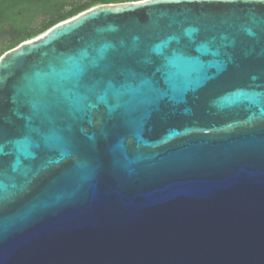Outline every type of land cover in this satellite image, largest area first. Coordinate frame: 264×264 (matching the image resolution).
<instances>
[{
  "label": "water",
  "instance_id": "water-1",
  "mask_svg": "<svg viewBox=\"0 0 264 264\" xmlns=\"http://www.w3.org/2000/svg\"><path fill=\"white\" fill-rule=\"evenodd\" d=\"M0 128V264H264L261 0L63 21L0 57Z\"/></svg>",
  "mask_w": 264,
  "mask_h": 264
},
{
  "label": "trees",
  "instance_id": "trees-1",
  "mask_svg": "<svg viewBox=\"0 0 264 264\" xmlns=\"http://www.w3.org/2000/svg\"><path fill=\"white\" fill-rule=\"evenodd\" d=\"M69 0H0V34L9 30L7 34L18 36L19 39L7 51L17 47L22 42L35 38L55 25L71 19L80 13L101 4L133 2V0H75L71 5ZM71 8L65 11L67 6ZM36 14H30L36 12ZM41 15L49 17L48 22L41 29H34L32 24Z\"/></svg>",
  "mask_w": 264,
  "mask_h": 264
},
{
  "label": "snow or ice",
  "instance_id": "snow-or-ice-1",
  "mask_svg": "<svg viewBox=\"0 0 264 264\" xmlns=\"http://www.w3.org/2000/svg\"><path fill=\"white\" fill-rule=\"evenodd\" d=\"M133 2L140 5H145L151 3L152 0H133ZM261 3H264V0H261ZM2 137L3 129L0 128V138ZM10 147V155L15 157L16 166L19 167L22 161H27L33 157V149L40 147V145L35 144L29 136H24L23 138L16 140L10 145ZM4 155V145L2 142H0V172H2L5 168V161L3 159Z\"/></svg>",
  "mask_w": 264,
  "mask_h": 264
},
{
  "label": "rangeland",
  "instance_id": "rangeland-1",
  "mask_svg": "<svg viewBox=\"0 0 264 264\" xmlns=\"http://www.w3.org/2000/svg\"><path fill=\"white\" fill-rule=\"evenodd\" d=\"M71 5H75L76 1L72 0L70 1ZM70 6H67L65 8V11H68ZM49 20V17H41L36 23L33 24L34 29H41ZM9 29L6 30V32ZM0 34V53L5 52L7 49H9L13 44L16 43V41L19 39L18 36L7 34V33Z\"/></svg>",
  "mask_w": 264,
  "mask_h": 264
},
{
  "label": "flooded vegetation",
  "instance_id": "flooded-vegetation-1",
  "mask_svg": "<svg viewBox=\"0 0 264 264\" xmlns=\"http://www.w3.org/2000/svg\"><path fill=\"white\" fill-rule=\"evenodd\" d=\"M70 1H72V0H69L68 2L70 3ZM75 1V0H74ZM37 13V11L36 12H32V13H30V14H36ZM41 17H46V16H44V15H41L40 14V17L36 20V22L41 18ZM2 18V14L0 13V19ZM36 22H34V23H36ZM33 23V24H34ZM33 24H32V27H33ZM6 29H8V28H6Z\"/></svg>",
  "mask_w": 264,
  "mask_h": 264
}]
</instances>
